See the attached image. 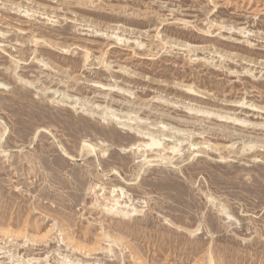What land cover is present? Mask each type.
I'll use <instances>...</instances> for the list:
<instances>
[{"label": "rangeland", "instance_id": "rangeland-1", "mask_svg": "<svg viewBox=\"0 0 264 264\" xmlns=\"http://www.w3.org/2000/svg\"><path fill=\"white\" fill-rule=\"evenodd\" d=\"M0 264H264V0H0Z\"/></svg>", "mask_w": 264, "mask_h": 264}, {"label": "bare ground", "instance_id": "bare-ground-1", "mask_svg": "<svg viewBox=\"0 0 264 264\" xmlns=\"http://www.w3.org/2000/svg\"><path fill=\"white\" fill-rule=\"evenodd\" d=\"M140 133H143L144 135H152L151 133L145 132V131H142V132L140 131ZM85 144L86 143H84V145ZM95 145L87 143L85 146H87V149H91L92 151H96ZM143 146H145V148H150L151 151H154V152L158 153V158H159L160 161L162 159H165L164 155H166V153L168 151H172V152L180 151L179 149H176L175 146H171V147L167 146L165 142L162 143V142L156 141V140H154V138H152V142H149L147 144H143ZM193 146L194 145L191 144V147H193ZM64 152H66V150H64ZM137 159H139V158H137ZM159 160H157V161H159ZM149 162H152V160H150ZM120 193H121V196L125 195V192H124L123 189H121ZM122 203H125V204L123 205ZM110 211L115 213V214L122 215L124 217L130 216V215H134L136 212H138V210L136 208H133L132 210L127 209L126 208V202H124V201L121 202L120 198L116 199L115 203L110 207Z\"/></svg>", "mask_w": 264, "mask_h": 264}]
</instances>
